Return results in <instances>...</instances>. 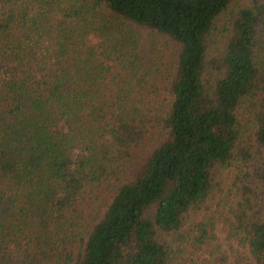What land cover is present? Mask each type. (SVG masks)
I'll use <instances>...</instances> for the list:
<instances>
[{
  "label": "trees",
  "instance_id": "1",
  "mask_svg": "<svg viewBox=\"0 0 264 264\" xmlns=\"http://www.w3.org/2000/svg\"><path fill=\"white\" fill-rule=\"evenodd\" d=\"M233 158L264 264V0H0V264H166Z\"/></svg>",
  "mask_w": 264,
  "mask_h": 264
},
{
  "label": "rangeland",
  "instance_id": "2",
  "mask_svg": "<svg viewBox=\"0 0 264 264\" xmlns=\"http://www.w3.org/2000/svg\"><path fill=\"white\" fill-rule=\"evenodd\" d=\"M234 6L232 2L213 23L208 59L217 54L227 12ZM214 75L212 71H206L203 76L206 85ZM241 140H249V134L245 132ZM242 170L244 168L235 158L225 165L216 166L209 193L184 218L179 233L160 234L170 247L166 264H257L247 243L242 240V234L233 226L239 197L235 178Z\"/></svg>",
  "mask_w": 264,
  "mask_h": 264
}]
</instances>
